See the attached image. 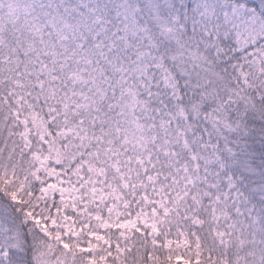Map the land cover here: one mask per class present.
<instances>
[{"label":"snow or ice","instance_id":"obj_1","mask_svg":"<svg viewBox=\"0 0 264 264\" xmlns=\"http://www.w3.org/2000/svg\"><path fill=\"white\" fill-rule=\"evenodd\" d=\"M0 264H264V0H0Z\"/></svg>","mask_w":264,"mask_h":264}]
</instances>
